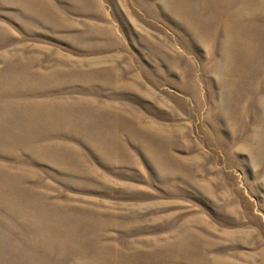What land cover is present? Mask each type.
<instances>
[{"label": "rangeland", "instance_id": "rangeland-1", "mask_svg": "<svg viewBox=\"0 0 264 264\" xmlns=\"http://www.w3.org/2000/svg\"><path fill=\"white\" fill-rule=\"evenodd\" d=\"M0 264H264V0H0Z\"/></svg>", "mask_w": 264, "mask_h": 264}]
</instances>
